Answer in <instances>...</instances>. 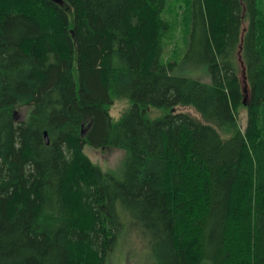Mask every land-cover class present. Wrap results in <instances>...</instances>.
<instances>
[{
    "label": "trees",
    "instance_id": "obj_1",
    "mask_svg": "<svg viewBox=\"0 0 264 264\" xmlns=\"http://www.w3.org/2000/svg\"><path fill=\"white\" fill-rule=\"evenodd\" d=\"M177 1L0 0V264H264V0Z\"/></svg>",
    "mask_w": 264,
    "mask_h": 264
},
{
    "label": "rangeland",
    "instance_id": "obj_2",
    "mask_svg": "<svg viewBox=\"0 0 264 264\" xmlns=\"http://www.w3.org/2000/svg\"><path fill=\"white\" fill-rule=\"evenodd\" d=\"M186 5L185 0H179L172 5L171 11H174L179 16L181 21L182 13L185 11ZM171 15V13H170ZM171 17V16H170ZM185 42L183 39V33L179 26V31L176 33L175 38L167 41L165 47L166 55L165 57L174 59L176 52H180L181 57L184 53ZM188 70L182 67H177L176 72L185 73L194 76L204 82H210L209 73L204 70ZM127 103H117L111 109L112 116L116 119L123 112ZM129 103L127 104V106ZM180 111L191 113L193 116L199 118V115L191 108L180 107ZM29 112L28 107H22L17 111V118L19 120H24ZM165 113L164 109H153L151 117H158ZM239 122L243 129L247 125V110L245 108L241 109L239 113ZM85 153L91 158V160L100 165L105 171H113L119 177L123 170L122 163L125 158V152L121 149L115 148H105V149H95L90 146H85ZM146 241H149L146 238ZM143 237L138 235V232L133 228L129 227L125 223L124 230L117 241V245L113 252H111L109 257V262L112 264H148L152 261L151 250L147 247L146 242Z\"/></svg>",
    "mask_w": 264,
    "mask_h": 264
},
{
    "label": "water",
    "instance_id": "obj_3",
    "mask_svg": "<svg viewBox=\"0 0 264 264\" xmlns=\"http://www.w3.org/2000/svg\"><path fill=\"white\" fill-rule=\"evenodd\" d=\"M245 104H246V102H245ZM45 139H46V143H47L48 145H50L51 141H50V138H49L48 132H45Z\"/></svg>",
    "mask_w": 264,
    "mask_h": 264
}]
</instances>
